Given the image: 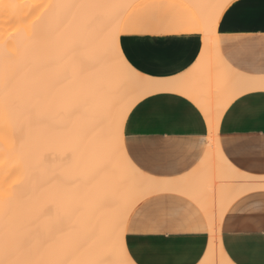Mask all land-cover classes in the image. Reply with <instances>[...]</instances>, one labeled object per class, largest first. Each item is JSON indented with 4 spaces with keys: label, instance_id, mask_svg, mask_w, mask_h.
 I'll return each mask as SVG.
<instances>
[{
    "label": "bare ground",
    "instance_id": "1",
    "mask_svg": "<svg viewBox=\"0 0 264 264\" xmlns=\"http://www.w3.org/2000/svg\"><path fill=\"white\" fill-rule=\"evenodd\" d=\"M135 1L0 0V264H79L85 258L118 264L121 243L128 252L120 226L143 198L166 189L194 197L209 217L202 264H235L222 243V219L239 195L264 187V175L228 160L218 125L230 101L263 87L264 77L235 70L215 28L187 76L155 77L134 66L146 79H133L107 42L120 33ZM188 1L203 23L224 10L225 0ZM118 42L122 47L120 35ZM162 80H172L164 86L191 97L211 123L204 160L213 162L217 177L161 178L129 156L127 117L139 100L160 91ZM58 167L76 186L57 208L79 207L64 217L59 209L42 210L40 198Z\"/></svg>",
    "mask_w": 264,
    "mask_h": 264
},
{
    "label": "crops",
    "instance_id": "2",
    "mask_svg": "<svg viewBox=\"0 0 264 264\" xmlns=\"http://www.w3.org/2000/svg\"><path fill=\"white\" fill-rule=\"evenodd\" d=\"M203 26L188 0H137L123 19L120 43L130 50L157 49L165 63L136 59L134 66L147 75L177 79L197 67L205 39L194 29ZM216 36L222 55L235 70L264 77V0H232L220 15ZM180 93L158 91L139 100L126 120L125 147L144 172L157 177L203 173L217 177L213 162L204 160L210 143L209 123L202 119L206 115L191 97ZM218 137L235 167L264 175V86L230 101L221 115ZM145 204L154 211L145 210ZM133 222L137 229L126 231V246L139 264L203 263L210 221L194 197L177 189L152 193L133 209L127 226ZM221 238L235 264H264V187L246 191L230 204Z\"/></svg>",
    "mask_w": 264,
    "mask_h": 264
},
{
    "label": "snow or ice",
    "instance_id": "3",
    "mask_svg": "<svg viewBox=\"0 0 264 264\" xmlns=\"http://www.w3.org/2000/svg\"><path fill=\"white\" fill-rule=\"evenodd\" d=\"M231 2L232 0H225V3L219 6L220 10L222 11L224 8H227ZM219 18H220V12H217L216 15L204 21V26L202 28L198 27L194 29V31L199 32L201 37H203L205 40L209 39L210 37L215 35L214 30L217 26ZM135 34L139 35L140 33L137 32ZM119 35H120L119 31H117L110 36L107 42L108 48H109L110 53L112 54L113 59L123 69H125L133 79L141 80V81L146 79V77H144L141 73H138L136 71V68L134 67L136 59H140L144 63H147V64H156V63L166 62V58L164 57V55L160 51L152 47L145 46L139 49H131V50L126 47H120L119 42H118ZM176 71H177L178 76L183 75V73H181L179 70H176ZM171 82L172 80L158 81L157 83H160L162 85V87L160 88V91H164V92L176 91L174 88H169V87L164 86ZM180 95L183 96L185 95V93L181 92ZM202 119L204 120L205 123H209V133H210L211 123L207 120L206 117H202ZM129 123H131V121H129ZM143 208L147 211H154L150 207V204H145ZM120 227L122 231H129V230L135 231L137 229V225L135 222H133L130 227L127 225H123V224ZM120 255H121V258L118 261V264H139V262L136 259H133L132 255L129 254L125 250L123 243H121L120 245ZM79 264H104V262L91 259V258H85L81 260Z\"/></svg>",
    "mask_w": 264,
    "mask_h": 264
},
{
    "label": "rangeland",
    "instance_id": "4",
    "mask_svg": "<svg viewBox=\"0 0 264 264\" xmlns=\"http://www.w3.org/2000/svg\"><path fill=\"white\" fill-rule=\"evenodd\" d=\"M47 154H48L47 164L50 165L51 160H52V155L50 154V151L48 150H47ZM55 160L57 162H62L58 160L57 157L55 158ZM75 186H76L75 182L73 180H70L68 177H66L64 174V171L61 170L60 167H58L53 173L52 177H46V183L41 191V197H40L41 201L45 202L43 203L42 210L45 207L44 211L46 210V212L51 213V211L59 209V211H61L59 215H62L64 217L67 214L66 212H68L69 210L79 209V207L76 206L75 204L66 206L67 207V209H65L66 211H64L63 208H57L58 204L62 202V200L65 199L67 188L69 187L73 189V187Z\"/></svg>",
    "mask_w": 264,
    "mask_h": 264
}]
</instances>
